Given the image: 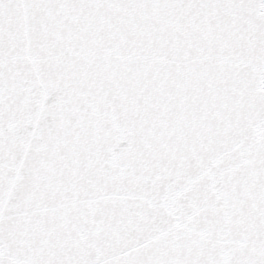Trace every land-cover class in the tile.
Segmentation results:
<instances>
[{
	"label": "snow or ice",
	"instance_id": "obj_1",
	"mask_svg": "<svg viewBox=\"0 0 264 264\" xmlns=\"http://www.w3.org/2000/svg\"><path fill=\"white\" fill-rule=\"evenodd\" d=\"M0 264H264V0H0Z\"/></svg>",
	"mask_w": 264,
	"mask_h": 264
}]
</instances>
